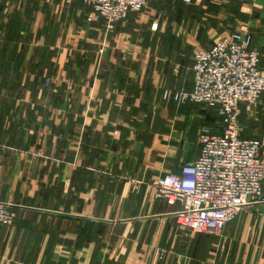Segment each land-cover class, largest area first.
Returning <instances> with one entry per match:
<instances>
[{
    "label": "crops",
    "instance_id": "0c3cea01",
    "mask_svg": "<svg viewBox=\"0 0 264 264\" xmlns=\"http://www.w3.org/2000/svg\"><path fill=\"white\" fill-rule=\"evenodd\" d=\"M247 3L147 0L107 29L81 0H0V47L24 52L0 89V203L15 214L0 264H264V181L220 235L179 226L153 184L223 128L214 108L160 98L192 88L195 51L247 29L264 73V0ZM239 121L264 159V94Z\"/></svg>",
    "mask_w": 264,
    "mask_h": 264
},
{
    "label": "built area",
    "instance_id": "2783aa9c",
    "mask_svg": "<svg viewBox=\"0 0 264 264\" xmlns=\"http://www.w3.org/2000/svg\"><path fill=\"white\" fill-rule=\"evenodd\" d=\"M88 8L86 20L102 21L107 29L130 12L140 11L147 0H81ZM189 3L191 0H184ZM262 52L253 45L247 29L228 32L193 54V85L189 90L163 88L164 102L200 103L217 110L223 128L198 135L199 153L178 172L153 181L155 195L168 204L179 202L175 222L193 233H222L244 206L262 197L264 159L262 141L241 136L239 107L253 105L264 94ZM49 79H45L47 84ZM14 212L0 203V223L11 225Z\"/></svg>",
    "mask_w": 264,
    "mask_h": 264
},
{
    "label": "trees",
    "instance_id": "16d2710c",
    "mask_svg": "<svg viewBox=\"0 0 264 264\" xmlns=\"http://www.w3.org/2000/svg\"><path fill=\"white\" fill-rule=\"evenodd\" d=\"M13 12V15L15 17V14L17 13L16 11ZM17 27V20H14V22L10 21V26L8 27V29L11 33L13 31H16ZM23 57V47H6L5 43L4 45H2V47H0V77L2 78L0 82V89L5 86V79L9 74H11V72H15L16 74H18L19 67L22 65Z\"/></svg>",
    "mask_w": 264,
    "mask_h": 264
},
{
    "label": "rangeland",
    "instance_id": "374dc122",
    "mask_svg": "<svg viewBox=\"0 0 264 264\" xmlns=\"http://www.w3.org/2000/svg\"><path fill=\"white\" fill-rule=\"evenodd\" d=\"M251 0H242V4L241 5H239L238 6V8H237V11H238V14L239 13H241L242 11H240V7H245L244 5H245V2H250ZM247 3V4H248ZM243 13V12H242ZM239 17V16H238ZM236 22H238V21H235V24H231V28L232 29H234V28H237L239 25H238V23H236Z\"/></svg>",
    "mask_w": 264,
    "mask_h": 264
}]
</instances>
